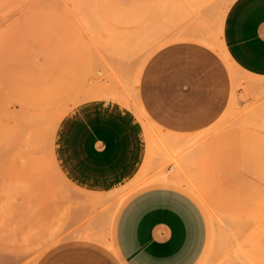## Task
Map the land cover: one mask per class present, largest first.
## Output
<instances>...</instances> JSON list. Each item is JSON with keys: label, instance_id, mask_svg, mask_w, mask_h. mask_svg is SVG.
<instances>
[{"label": "rangeland", "instance_id": "obj_1", "mask_svg": "<svg viewBox=\"0 0 264 264\" xmlns=\"http://www.w3.org/2000/svg\"><path fill=\"white\" fill-rule=\"evenodd\" d=\"M232 1L0 0V264H126L114 247L116 218L134 190L154 186L199 207L205 244L195 264H264V79L218 51ZM178 42L211 49L226 70L220 90L205 82L193 93L188 109L203 115L201 129L155 128L144 137L139 186L79 199L55 167L59 121L105 99L154 129L140 91L167 97L166 59L156 56Z\"/></svg>", "mask_w": 264, "mask_h": 264}, {"label": "crops", "instance_id": "obj_2", "mask_svg": "<svg viewBox=\"0 0 264 264\" xmlns=\"http://www.w3.org/2000/svg\"><path fill=\"white\" fill-rule=\"evenodd\" d=\"M219 37L218 51L234 68L264 79V0H233ZM156 57L166 59L161 81L167 85V97L163 91L155 90L156 97L154 90L150 95V90L141 88L143 96L140 91L141 105L154 129H145L132 108L105 99L79 104L59 121L54 135L55 167L63 182L81 195L79 199L139 186L146 149H150L144 137H154L155 128L166 136L200 130L203 115L188 109L198 103L193 93L202 91L205 82L217 90L228 83L219 56L204 46L178 42ZM260 161L258 171L264 179ZM204 244L199 207L184 193L166 186L134 190L116 218L114 247L126 264H195Z\"/></svg>", "mask_w": 264, "mask_h": 264}, {"label": "bare ground", "instance_id": "obj_3", "mask_svg": "<svg viewBox=\"0 0 264 264\" xmlns=\"http://www.w3.org/2000/svg\"><path fill=\"white\" fill-rule=\"evenodd\" d=\"M120 40H121V39H120ZM114 43H115V42H114ZM116 51H117V50H116ZM138 105H139V104H138ZM1 245H3V244H1ZM1 245H0V246H1ZM4 248L6 249L7 247H4ZM4 248H3V249H0V252H3V251H6V250H7V249L5 250Z\"/></svg>", "mask_w": 264, "mask_h": 264}]
</instances>
